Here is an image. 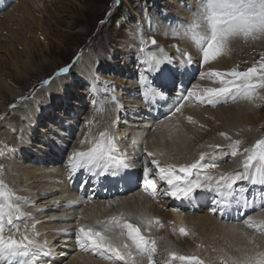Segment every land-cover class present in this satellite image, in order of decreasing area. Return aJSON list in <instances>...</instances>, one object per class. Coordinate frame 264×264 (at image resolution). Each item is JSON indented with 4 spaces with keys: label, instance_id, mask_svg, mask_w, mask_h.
I'll list each match as a JSON object with an SVG mask.
<instances>
[{
    "label": "bare ground",
    "instance_id": "1",
    "mask_svg": "<svg viewBox=\"0 0 264 264\" xmlns=\"http://www.w3.org/2000/svg\"><path fill=\"white\" fill-rule=\"evenodd\" d=\"M9 4L10 0H2V2H0V51H3V53L5 52L7 56H11V59L8 61L5 59V56H1L3 58L5 57L4 62H6L4 64L6 69L7 67L9 68V61H11V64H13L14 67L18 65L16 61L12 60L13 57L11 50L15 49L14 42H19L21 46L24 47V50L22 52H17V54H14L13 56L16 55V57L20 58L26 53L32 58L37 57L33 53L34 47L31 45L32 42L30 36L33 31H37L39 34L40 32L43 33V23L45 20V17L43 16L45 12L43 9L46 10L47 6V3L42 0H18V2L14 3L9 10L5 11V8L8 7ZM203 6L202 0H197V3L191 6L185 5L176 13L171 14L172 17L175 16V19L177 17L181 18V24L178 22L179 24L175 29L177 35L174 37L175 39L173 41H176L178 44L173 51L178 55V66L184 64L187 68V74L183 75L181 77L182 81L178 83L179 89L177 90H180V88L183 89L180 92L182 96L180 98H175V100L169 103L161 115L163 116L168 113L167 116H164L167 118H164L162 122H155L150 118L148 121H145V118L142 116L143 113H146V111L142 109L143 102H150L149 104L155 108L153 109V112H155L158 109V105L157 103H154L153 100L157 96H163L153 94V87L155 85L154 79L153 87L150 86L149 81V83L146 84L147 86L143 85L140 88L141 81L138 82L141 94L139 95L135 90L133 94L128 97L132 104L128 105V108L125 107L126 109L124 110L121 106L123 103L122 99L120 100L121 102L118 103V101L109 94L107 88H105L106 86L101 87V85H98L100 79L98 80V77L96 76V69L98 68L99 63L96 61H102L103 57H101L99 53H94L89 49L81 52L80 56L77 58L76 66L74 67L76 70L74 74L70 75V80L77 76L81 77L82 80L90 82L91 89L97 97V103L92 111L83 118V121L80 120V115L71 114V116L66 119V124L60 126V135H57L55 142H50V144L44 146H42L41 143H39L41 146L33 144L34 139L32 138L31 131H37L33 129L35 124L33 120L41 118V115H39L41 114L40 111L48 112L51 110L50 107H56V109H59V111L56 112L60 113L62 99L65 101L68 100L69 91L66 90V93H63L58 88V80H62V77L60 79H52L47 85H41V87L34 91L30 98L23 99L21 104L13 107L14 113L12 116H9V118H3L0 123V139L8 144L9 147H12V157L15 159L12 161L9 159L10 161H7L6 172L0 176V179H6L7 182H9L8 184L12 187L11 190L15 191L12 201H7V199H5V203L10 202L13 205L19 204L22 210L26 213V216L19 221L21 231L13 233L14 239H20L22 234H27L29 235V238L36 239L41 245H43L45 250H50L52 253V250L55 249L53 244L54 238L60 236L54 235V233H61L60 231H62L66 232L65 234H70L72 237H75L76 232H78L79 227L81 226H84L85 228L94 227L96 230H102V224H98L97 222H109L113 217H122L127 219L128 222L137 224L146 238L155 239L156 245L159 242H164L162 240L164 239L163 237H165V241H167L165 244L168 248H173L174 252L179 251L175 252L177 254L179 253V255L181 246L190 244V240H187L185 235L180 234L181 228L189 230V228L196 226L200 231V234H196L200 235L205 240H214L218 235H222V237L228 240L233 239L232 241L235 242V245H244L247 243L245 232L252 236L254 233L261 234L262 228H264V210L252 213L255 208L251 205L248 199L245 197H239L236 199L232 198L231 195L236 188L235 185L231 188H224L225 192L219 199L221 205H227L223 216H226L228 212L229 216L236 217V211H238L237 208H239L240 215L245 216L247 213H251V215H249V218L251 219H247L248 222H222L216 218L217 216H212V214L205 209L200 212V200L203 199L202 205L204 206L207 205L208 200H215L214 194L216 191L214 190H197V193L195 194L196 199L191 202L177 201L174 199H169L170 202L162 200L163 198L160 194L161 191H159L158 188L157 191L160 194L159 198L161 196L162 199L152 197L143 190V187L138 190L139 186H142L141 181L138 182V172L144 167L140 162V155L143 157L144 148H149L154 154L150 159L159 160L162 167L172 164L178 168V165L174 162L175 157L180 159L179 164L181 165L184 162L182 157L187 156L185 154L188 151H190V154L196 151V148L192 145L193 142L191 143L190 141V136H192L193 140L196 142H201L202 145L214 141L209 150H213L218 146V142L227 146L230 145V149V147L234 145L233 142L240 136L249 138L248 136L250 134H248V131L252 130L246 129L245 131H241L240 129H235V125H241L247 119L249 121L251 120L252 116H248V111L252 108L251 105H253L252 102L255 101L256 96L247 100V97L245 98V96L241 95L240 98H236L235 100L232 99L230 95L227 102L221 101L214 105H209L206 101L201 103L198 100H194L196 103L198 102L200 104L199 109L192 103V99L195 98L187 96V93L193 90H195L197 95L204 93L206 96V89L224 87L227 81H235V78L228 74L234 69L240 71L245 67L244 65H239L243 63H238V60H236V62L233 57L225 60L226 53H223V56H217L214 59L216 61L214 63H203L202 58L200 59L201 64L195 62L194 56L202 54V51L200 45L193 39V31H195L196 35H204L206 31L210 35V29H206L203 23L193 29V25L197 21ZM40 12L41 16H39ZM168 14L169 13H166V16H168ZM159 18L161 19L163 16H159ZM156 20H152V26H157L158 21ZM160 22L161 24L163 23V21ZM26 25L28 26V33L25 31ZM17 26H20L21 29L14 28ZM162 26L163 24L160 28ZM42 33L40 35L44 34ZM238 38V36L231 38L224 50L229 49V51H227L229 54H232L233 51L235 53L234 47L237 44ZM7 39L9 41H7ZM258 41L260 40L258 39ZM255 43L260 47L264 46V41ZM146 44L151 45L148 43ZM49 51L50 50L47 48L46 52L49 53ZM156 54H158V58L161 59L171 58L170 50L166 48L162 49L160 52H156ZM144 55L147 56V51H145ZM189 57L191 59V64L188 63ZM200 65L204 69L202 70V73L198 75L197 69ZM32 67L33 66H30L29 64V66L24 69V73L20 72L23 69H18L20 71L17 73L16 81L21 83L38 74L39 71L37 69H32ZM45 67H47V65L44 64L42 70ZM105 68L106 66L102 69ZM214 68H217L220 70L219 72L226 74L220 78L219 83L215 82V84L205 78L206 72H211V69L215 71L216 69ZM30 71L32 72L30 73ZM256 76L253 78H256ZM151 78H153V75ZM252 80L254 81L252 83L256 84V80ZM11 82L14 83V80L9 78L7 73L5 78H0V110H3L6 106V94L9 95V97H12L11 100L21 98L22 96L20 91L15 90L14 87L10 85ZM182 84L184 85L183 87H181ZM135 86V84L130 85V87ZM231 86L235 91V83ZM77 88L78 87L76 86L75 89L78 90ZM257 89L258 88L253 92L256 93ZM48 93H53V96H57V99L51 95V97L48 98V101H46L45 98H47L46 95ZM140 99L143 100L142 103H140ZM36 102L41 103L46 107H50L46 110L37 108L36 105L38 104H36ZM73 103H75V100H73ZM181 104L183 106L180 108V111L175 112V108ZM68 105H70L69 102ZM122 113L124 114V121L119 123L120 115ZM197 115H201L203 120L196 121L195 118ZM22 117H27L29 123H26V121L25 123L14 122ZM199 123L207 125L206 127H211V131L199 128L197 125ZM153 126H155V128H152ZM52 128L55 127L52 126ZM9 129H12L11 134ZM77 130H80L79 134H75ZM207 131L210 132V135L208 137L204 136V138L203 135ZM101 132L106 133L105 142L111 140L115 144L116 153L123 157L125 162L131 163L132 166L129 169H122L120 172L121 175H131L132 179L130 181L120 180L116 177L110 176V174L95 175V177H93V173L100 172V169L98 168L93 169L92 173H90L88 169H78L76 173H70L69 163L73 150L89 151L101 140ZM220 132L224 139H221L219 135ZM135 133L138 137H136L137 142L133 143L135 141H132ZM230 138H232V140ZM67 151H69V154L65 155ZM138 153H140V155H138ZM200 154L198 152L195 153L196 161L199 160L200 156L198 155ZM204 157L205 159L202 163H206L208 158V156ZM235 158V160L232 159L227 164L222 165V168L226 171L232 169L227 174L225 173L226 176L237 175L233 174V171H235L236 168H239L238 166L241 164L239 160L241 159L238 157ZM30 159L34 160L29 161ZM26 161L29 162L26 163ZM237 161L239 163H237ZM215 163L219 165L220 162L219 160H216ZM217 167L219 168L220 166ZM211 170L214 169L204 170L208 173L205 176L212 177V174H210ZM205 176H201L202 181H204ZM82 177L87 181L88 185H91V188H89L90 191L87 190L89 195H83L82 186H78V189L75 190L73 185ZM69 178H71V180H69ZM97 178H100L106 183H113V186L118 187L119 193H111L104 196L102 199L90 201L92 197H94V193L92 192L93 184L91 182ZM212 180L213 188H215L216 179L212 177ZM253 180L257 183L252 185H264L260 183L256 169L254 171L253 169L249 170V179L247 181H241L238 183L249 182L250 185L253 183ZM159 182V180L156 181L157 187ZM83 187L85 186L83 185ZM4 189L5 188H2V190ZM2 190L0 191V198L3 199V194H1ZM234 194L235 193H233V195ZM225 195H227V198L224 197ZM223 199L227 200V203H224L225 200L222 202ZM81 203L84 205L81 206ZM190 204H193L194 210L199 211L193 214L181 212L187 207H190ZM141 217L151 220V227H148L145 223H141L139 220ZM157 219L160 221V224L155 223ZM172 222L173 224H171ZM161 224L163 227L160 226ZM33 231L37 235H33ZM5 236L7 235L5 234ZM71 236H65L64 238H70L63 239V244L70 241L73 244H77L76 239L71 238ZM122 240L125 243L131 244V241L128 240L127 236L123 237ZM260 244H262L261 239L258 241L257 239L253 240V250L255 251ZM159 246H156V250L161 256H163L167 251ZM171 248L168 250H172ZM262 248H264L263 245ZM71 249H73V247H71ZM79 249L80 253L76 252L73 255V258H71L72 260H70L72 264H129L127 261H119L118 258L115 259L110 253L100 252V256H98V254L96 255V253H93L91 250ZM228 249L230 254H232L233 251L234 258L238 257V253H242L239 251L237 252V248ZM81 250H84L85 253H88L86 251H89V253L85 254L83 253L84 251L81 252ZM169 252H172L170 254H173V251ZM244 254L247 255L245 251ZM155 255L153 256V260H155ZM158 257H160L159 254ZM147 262V259H144L143 264H147Z\"/></svg>",
    "mask_w": 264,
    "mask_h": 264
},
{
    "label": "rangeland",
    "instance_id": "2",
    "mask_svg": "<svg viewBox=\"0 0 264 264\" xmlns=\"http://www.w3.org/2000/svg\"><path fill=\"white\" fill-rule=\"evenodd\" d=\"M42 1L43 2L45 1L47 3L46 10L43 9V11L45 12L43 15L45 17L43 23L44 34L40 32V34L41 33L43 34L40 35L39 33H37V31H33L30 36V40L32 42L31 45L34 47L33 53L37 57L32 58L30 55L26 53L23 54L20 58L16 57V55L13 56L14 54H17V52H22L24 50L23 49L24 47H22L19 42L13 41L15 45V49L11 50L13 57L12 60L16 61L18 65L14 67L13 64H11V61H9L10 63L9 68L7 67L6 69L4 64L6 61L4 62V58L6 57L5 59L8 61L11 59V56L9 55L7 56L5 52L3 53V51H0V70L3 69L0 71L1 72L0 78L3 77L5 78V75L7 73L9 78L14 80V83L11 82L13 84L10 83V85L13 86L15 90L20 91V93L22 94L21 98L12 99V100H11L12 97H9V95L6 94V106L3 110H0V123L3 120V118L6 117L9 118V116L13 115L14 113L13 107L21 104L23 99L30 98L37 88L41 87V85L43 86L44 84L47 85V83H49L52 79H60L62 77L63 78L62 80H58L57 83L58 88L63 93L64 92L66 93V90L69 91L67 98L68 100L67 101H65L64 99H62L63 101L61 100L62 104L60 107L61 108L60 113L56 112L59 111V109L58 108L56 109V107L55 108L50 106L46 107L45 105L36 102V104H38L36 105L37 108L40 109L42 108L43 110H46L48 107L51 108V110H49L48 112L40 111L41 114L39 115H41V118L33 120L35 123L33 129L37 131H31V135L32 138L34 139L33 144L37 146H41V145L44 146L46 144H50V142L51 143L55 142V139H57V135L52 132L53 129L52 126H54L59 130L61 125L66 124L65 123L67 121L66 119L69 118L71 114L80 115L81 116L80 120L83 121V118L86 117V115L91 112V110L94 108L95 104L97 103V97L94 91L91 89L90 82L82 80L81 77H77V76L73 77L72 80H70L71 77L70 75L74 74L76 70L74 67L76 66L77 58L80 56L83 50H88V49L92 50L94 53H99L101 57H103L102 61L100 60L96 61L99 63L98 68L96 69V76L98 77V80L100 79V81H98L99 83L98 85H101V87L106 86L105 88H107L109 94H111V96H113V98H115V100H117L118 103L121 102L120 100L122 99L123 103L121 104V106L125 110L126 108H128V105L132 104V102L129 101L130 98L128 97L132 95L135 90L139 95L141 94L140 88L138 87L139 86L138 82H140L141 80H144L146 82L149 80L150 81L153 80L151 78V73L148 71V68L150 66L142 65L138 63V61L147 59L146 57H148L149 54H154L158 57V54H156V52H160L162 49L166 48L170 50L171 53L170 56L173 57L172 61H174L175 64L178 65L177 62L178 55L175 51H173L174 50L173 45L176 44V41L173 40L175 39L174 37L177 35L175 29L179 23L181 24V18L177 17L175 19V16L172 17L171 14L176 13L178 10L181 9V7L185 5L191 6L197 3V0H42ZM16 2H18V0H10V4L8 5V7L5 8L6 9L5 11L9 10L10 7H12V5H14V3ZM166 13H169L168 16H166ZM158 15L163 16V18H161L162 20L159 18ZM39 16H41V12ZM153 19L155 20L157 19L156 20L158 21L157 26H152L151 22ZM160 21H163L162 23L163 26L161 28L160 26L162 24ZM14 28H17L19 30L21 29L20 26ZM25 31L28 33L27 25L25 26ZM150 35H153L155 37L156 39L155 45L151 43L149 39ZM238 37L239 38L237 39V44L234 47L235 53L233 51L232 54H229V52L223 50L220 56H223V53H226L225 60H228L230 57H233L235 61L238 60V63H243L239 65H244L245 67L239 72H246L249 68L255 66L257 68V74H256L257 76L256 78L253 79L256 80L255 85H257L256 88L258 89L256 93L253 92L251 94L252 96L250 97L252 98L256 96L254 102L250 101L253 104L251 105L252 108L248 111V116H252L251 120L249 121L247 119L244 121L243 124L235 125V129L237 128L240 129L241 131H245L246 129H252V130L248 131V134H250L248 136L249 138L240 136L237 140L233 142L235 144L236 141H240L237 155L235 157L241 159L239 160L241 163L240 166H238L239 168H236L235 170L236 172L233 171V174H240L243 172L244 161L246 160L247 156L252 154V150L255 148L256 144L260 140H264V92H263L264 87L259 86L261 83L260 76H264V69L260 67L261 64H264V46L260 47L257 45V43H255V41L256 42L264 41V35H262V33L259 34L255 33L250 35L249 37H244L242 35ZM141 39L145 41L143 45H141L140 43ZM258 39L260 41H258ZM7 41L9 40L7 39ZM146 43L151 45H147ZM141 47H143L144 53L145 51H147V56L144 55L143 51H140ZM236 47H238L239 50ZM47 48L50 50L49 53L46 52ZM1 56H5V57L3 58ZM194 58L197 64H201L200 59L202 58V54H197L196 56H194ZM214 62H216L214 59H210L208 63H214ZM29 64L30 66H33L32 69H37L39 71L38 74L34 75V77L30 78L29 80H25L19 83L18 81H16V77L18 75L17 73L18 71H20L18 69H23L22 71H20L23 72L24 69H26V67L29 66ZM44 64L47 65V67H45L42 70ZM104 66H106V68L102 69ZM65 68L70 69V71H68L67 73L63 72V69ZM202 68L203 67H201L200 65L199 70H197L198 74H200L204 69ZM214 69H216L215 71H220L217 68ZM31 72L32 71H30V73ZM212 72H214L213 69H211V72H206L205 78L214 84L215 82L219 83L220 77L211 76L210 73ZM206 76H208L209 78ZM179 81H181V78L180 80H177L175 87L171 88L168 92L164 93L162 98L159 96L154 98L153 101L154 103H157L158 111L155 114L154 113L148 114V112L143 113L142 116L143 118H145L144 119L145 121H148V119L150 118L153 119L155 122L157 121L162 122L164 118H167L164 116H167L168 114L160 117L159 112L160 110L166 107L164 104L166 100L170 98H173V100H175V98H179L181 96V94H173L174 91H176L178 88L177 83ZM235 81H236L235 85L241 82L239 80H235ZM252 82L254 81L252 80ZM131 84H135L136 86L130 87ZM76 86L78 87L77 88L78 90L75 89ZM51 95L53 96V93L51 94L48 93L46 95L47 98H45V100L48 101V98L51 97ZM201 95L205 96L204 93H202ZM53 97L57 99V96H53ZM240 97L241 95L237 96L236 98H240ZM246 99L248 100L249 97H247ZM73 100H75V103H73ZM68 102L71 106L68 105ZM142 102L143 100L140 99V103ZM149 103L143 102L142 109L145 111H150L149 108L152 107V105ZM192 103L197 105L198 102L196 103V101H192ZM123 115H124L123 113L120 115L119 123L124 121ZM54 118H59V119L54 123L53 122ZM195 120L202 121L203 118L201 117V115H197ZM25 121L26 123H29L28 122L29 119L27 117H22L20 119L15 120L14 122L25 123ZM197 125L199 128L211 131V127H206L207 125H202L201 123ZM152 128H155V126H153ZM76 133L79 134L80 130H77L75 134ZM209 135L210 132L207 131L205 132L203 137L204 136L208 137ZM219 135L221 139H224L221 132L219 133ZM136 137L138 136L135 133L133 135L132 141L135 140L133 143L137 142ZM230 139L232 140V138ZM190 141L191 143L193 142L192 145L193 147L196 148V151L192 153L193 155L189 153L190 151H188L187 153H189L190 155L186 153L185 154L187 155L185 156L186 158L184 156L182 157L184 162L181 165L179 164L180 159H178V157L177 158L172 157L174 158L175 164L178 165V168L182 165H189L191 163H195L193 162L196 161L195 153L198 152L199 154L201 153L198 156L201 155L208 156L206 163H215L216 160H219L220 163L219 165L217 164V166L220 167L213 168L214 170L210 171V174H212V177H214L216 180L219 179L217 177H220L221 175L226 176V174L232 170L229 169L226 171L225 169L222 168L223 164H227L228 162H230V160L236 159L235 157L231 156V152L233 148L230 147L229 149L230 145L227 146L225 144L218 142V146H216L213 150H209L210 146L214 143V141L202 145L201 142H196L195 140H193L192 136H190ZM39 143H41V145H39ZM246 149L248 150L247 152L245 151ZM67 152L68 153H66V155L69 154V151ZM144 152L145 153L141 158V162H143V164H144V158L147 156V153L151 151L149 150V148L147 149L146 147L144 148ZM12 155H13L12 148L9 147V145L6 144L2 139H0V176L5 174L6 172L7 161L15 160L14 157H12ZM138 155H140V153H138ZM147 159H148V167L154 168V166L151 164V159L149 157H147ZM33 160L34 159H30L29 161H33ZM29 161H26V163ZM237 163L239 162L237 161ZM258 167H260V162L254 161L250 169H253L254 171ZM203 171L204 170H201V176H205L206 174H208L207 172L205 171L203 172ZM142 177H143V170H141V172H139L138 175L139 181H141V183H142ZM193 178H195V176H193L192 179ZM157 180L159 179L156 178V181ZM8 183L9 182H7L6 179H0V191L2 190V188H5L1 192V194H3V199L0 198V203H3V201L5 203L6 202L5 199H7V201H12V197L13 195H15V191L11 190L12 187ZM245 183L243 182L236 185V189L234 191L236 195L234 197L236 198L237 196H240V194L242 193L243 196L246 199H248V201L251 202L252 206H254V208L256 209L253 213L264 210V186L257 184L260 186H253L252 189L249 191L251 185H244ZM247 183L249 184V182ZM256 183L257 182L251 184H256ZM240 185H244V186H240ZM140 188H142V186H139L138 190H140ZM157 188L159 191H161L160 194L163 198L162 199L160 196L159 199L170 202L169 199L172 198L163 195V191L168 190L167 186L160 181L158 183ZM239 190H241V192H239ZM223 192H225V189L221 188L219 192L214 194L215 200L219 201L221 194ZM102 198L94 199L92 197L90 201H95L97 199H102ZM202 200H200L199 203L200 212H202V210L204 211L205 209L207 212H210L212 216L214 217L217 216L216 218L221 220L222 222L238 221L240 223H243L251 219L249 218V215L251 213L243 217L241 216L240 219L237 218L231 219V217L222 216L223 212L225 211L221 212L220 214H214L212 211L213 207H219V205L214 204L213 203L214 200H208L207 205L204 206L202 205ZM224 200L222 201L224 202ZM225 203H227V200H225ZM82 205L84 204L81 203V206ZM197 211L199 210H194L193 204H190V207H187L185 210L181 212L193 214L196 213ZM171 224H173V222ZM185 230L188 232V235L185 236V238L187 240H190V244L182 245L179 255V253L178 254L175 253L179 251L174 252L173 248L171 247L168 248V246L165 244L167 241H165V237H163L164 239L162 238L163 239L162 241L164 242H159L156 246L160 245L159 247L164 250L166 249L165 251H167L168 253L166 252L165 254H163V256H161V254L158 253V251L156 250L155 254L158 253L160 257H158V254L157 255L154 254L155 260L153 261L155 262V264H172V263L187 264V262L179 260L180 256L197 257L203 260L204 264H249L251 260L260 258V254H264V248H262V245L264 247V228H262L261 234L254 233V235L257 234L256 236L254 235L252 236L245 232V235L247 237V243L244 245H235V242L232 241L233 239L228 240L222 237V235L221 236L218 235L217 238L215 239L213 238L214 240H209V239L205 240L200 235H198L200 234V231L196 226L189 228V230L187 229ZM60 232L61 233H54V235L57 236L60 235V236L54 238L53 244L55 249L52 250L51 253L52 260L51 259L47 260L48 262L46 261V264H52V263L72 264L70 260H72L71 258H73V255L76 252L80 253V249L78 248L77 244L75 243L73 244L71 243V241L67 243L65 242V244H63L65 239L70 238V237H66V238L64 237L71 235L65 234L66 232H62V231ZM5 234L7 236L12 234L13 236V233H9L7 228L5 229ZM71 238L75 239V237L72 236ZM255 239H257V241L261 239L262 244L257 246L258 250L255 249L254 251L253 240ZM215 245H219V246H215ZM163 246L164 247L166 246L167 248L166 247L164 248ZM71 247H73V249H71ZM170 248L172 250H168ZM228 248L231 249L237 248V252L239 251L242 253L241 254L238 253V257L234 258L233 251L232 254H230ZM83 251L84 250H81V252ZM169 251H173V253H175V258H172L173 254H170L172 252ZM244 251L246 252L247 255L244 254ZM86 252L89 253V251ZM83 253H85V251ZM99 253L100 252H97L96 255L98 254V256H100ZM114 258L116 259V257ZM147 264H149V262H147Z\"/></svg>",
    "mask_w": 264,
    "mask_h": 264
},
{
    "label": "snow or ice",
    "instance_id": "3",
    "mask_svg": "<svg viewBox=\"0 0 264 264\" xmlns=\"http://www.w3.org/2000/svg\"><path fill=\"white\" fill-rule=\"evenodd\" d=\"M202 3L204 6L193 25V29L203 23L206 29H210V35L207 31L204 35H196L193 31V39L200 45L203 63H208L210 59L219 56L231 38L241 35L249 37L255 33L264 34V0H202ZM144 42L141 39V45ZM151 43L155 45V40L153 39ZM140 51H144L143 47ZM138 63L150 66L148 71L153 75L155 81L154 95H163L168 92L175 87L181 76L187 74V68L184 64L177 66L171 58L161 59L154 54H150L147 59L140 60ZM188 63L191 64L190 57ZM260 67L264 69V64H261ZM68 71L70 69H63L65 73ZM256 74L257 68L255 66L246 72H239L234 69L228 75L241 81L235 85V91L231 86L235 81L229 80L224 87L206 89V96L197 95L195 90L189 91L187 96L194 97L201 103L206 101L209 105L221 101L227 102L230 95L232 99H236L240 95L250 98L257 87L252 83ZM210 75L222 78L226 74L214 71ZM260 81L259 86L264 87V76L260 77ZM182 106L181 104L176 107L174 111L179 112ZM58 119L54 118L53 122L55 123ZM52 132L60 135V131L56 128H53ZM100 136L101 140L89 151L73 150L69 163L70 173H76L78 169H88L92 173L93 169L98 168L100 172L93 173V177L110 174V176L120 180L130 181L131 175H121L120 172L122 169H129L132 166L131 163L125 162V159L116 153L115 144L111 140L105 142L106 133L101 132ZM239 144L240 141H236L232 145L231 156L237 155ZM153 155L152 152H148L144 158L142 187L154 198H159L160 195L157 191L156 178L168 188L167 191H163L164 196L177 201L191 202L196 199L197 190L219 192L221 188H231L238 182L247 181L249 169L254 161L260 162V167L256 169V173L260 183L264 184V140H260L252 150V154L247 156L242 173L234 176L221 175L215 181V188H213L212 177L205 176L204 181L201 180V170L217 167L216 163H202L205 159L204 155H201L195 163L182 165L179 168L172 164L162 167L159 160L152 159L151 164L154 166L152 168L148 167L147 157ZM193 176L195 179H192ZM255 182L253 180V183ZM213 203L219 205V207H213L214 214H220L227 208V205H220L217 200H214ZM237 210L240 209L237 208ZM25 216L26 213L19 204L0 203V264H46V261L51 259V251L45 250L43 245L36 239L29 238V235L22 234L20 239H14L12 235L5 236L6 228L9 233L20 232L19 221ZM139 220L141 223L147 224L148 227L152 225V221L146 218L141 217ZM97 223L102 224V230H96L94 227H79L75 234L79 248L91 250L93 253H110L119 261H127L129 264H143L144 259H147L149 264H155L153 256L156 253V241L146 238L137 224L128 222L122 217H113L109 222L98 221ZM155 223L160 224V221L157 219ZM160 226L163 227L162 224ZM180 232L185 236L188 235L184 228H181ZM33 235L37 234L33 231ZM125 236L131 241V244L122 240ZM173 258H175V253H173ZM179 260L185 261L187 264H204V261L197 257L180 256ZM249 264H264V254H260V258L251 260Z\"/></svg>",
    "mask_w": 264,
    "mask_h": 264
},
{
    "label": "water",
    "instance_id": "4",
    "mask_svg": "<svg viewBox=\"0 0 264 264\" xmlns=\"http://www.w3.org/2000/svg\"><path fill=\"white\" fill-rule=\"evenodd\" d=\"M154 38H152V40H153Z\"/></svg>",
    "mask_w": 264,
    "mask_h": 264
}]
</instances>
